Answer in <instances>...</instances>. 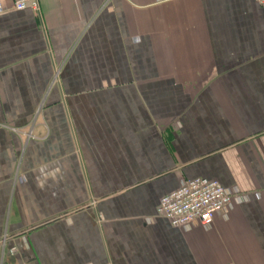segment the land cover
Segmentation results:
<instances>
[{
	"label": "crops",
	"instance_id": "obj_1",
	"mask_svg": "<svg viewBox=\"0 0 264 264\" xmlns=\"http://www.w3.org/2000/svg\"><path fill=\"white\" fill-rule=\"evenodd\" d=\"M2 3L0 264H264V7ZM196 178L237 197L171 227Z\"/></svg>",
	"mask_w": 264,
	"mask_h": 264
},
{
	"label": "built area",
	"instance_id": "obj_2",
	"mask_svg": "<svg viewBox=\"0 0 264 264\" xmlns=\"http://www.w3.org/2000/svg\"><path fill=\"white\" fill-rule=\"evenodd\" d=\"M17 12L31 9L40 13V0H12ZM264 7V0H254ZM5 12L0 0V15ZM216 180L196 178L186 180L175 192L163 197L159 202L156 215L167 220L171 227L182 228L192 223L210 226L216 215L233 203L237 197ZM16 249L12 250L15 253Z\"/></svg>",
	"mask_w": 264,
	"mask_h": 264
}]
</instances>
